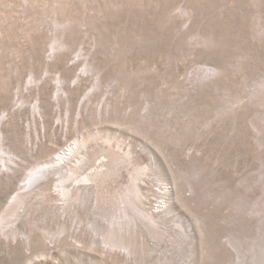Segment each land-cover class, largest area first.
<instances>
[{
	"label": "rangeland",
	"instance_id": "obj_1",
	"mask_svg": "<svg viewBox=\"0 0 264 264\" xmlns=\"http://www.w3.org/2000/svg\"><path fill=\"white\" fill-rule=\"evenodd\" d=\"M0 131V221L27 175L78 143L44 172L51 200L35 188L5 224L20 233L0 238V264H125L89 247L102 237L88 225L87 244L54 237L59 177L114 154L101 190L69 184L107 223L147 168L128 209L144 264H264V0H0Z\"/></svg>",
	"mask_w": 264,
	"mask_h": 264
},
{
	"label": "bare ground",
	"instance_id": "obj_2",
	"mask_svg": "<svg viewBox=\"0 0 264 264\" xmlns=\"http://www.w3.org/2000/svg\"><path fill=\"white\" fill-rule=\"evenodd\" d=\"M57 45H54L51 48L57 49L58 47H63L66 45L65 42H62L58 37L55 39ZM55 43V42H53ZM55 43V44H56ZM52 44V43H51ZM1 134V131H0ZM78 143H73L69 145L67 149L63 152L59 153L57 157L54 158L52 165L48 166L55 167L58 164H66L68 163L71 156H74L76 153ZM0 151L7 152L8 151L4 148L3 143H0ZM120 155L114 154L112 155L107 162H104L96 171L91 173H84L81 172L79 167L72 168L69 171L71 173L65 174L59 177L60 184L56 185L59 188V200L61 201L60 207L63 211L60 213L57 224L58 229L54 233V237H56V241L67 242L69 237L75 238L78 242L83 244L86 243V233H87V225L91 230L98 236H101V240H94L88 243L89 247L91 248L95 244H104L105 246L102 248L106 254L113 252L119 255L118 250L124 253L123 261L125 264L129 263V256L130 258H134L136 260V264H144L143 260V252L146 249L145 243L140 239L139 232L135 229V217L134 215L130 214L128 209L129 206L132 205L133 208L138 209L135 201H133V196L138 197L140 195V186L137 183V179L141 178L146 173V167H138L134 173V180L129 184L125 192L121 194V200L116 203L115 210H110L109 208H104V212H99V216L101 219H104L107 223H102L97 218H89L85 219L84 216L81 214L79 209L80 204L83 200V196L85 193L82 191L80 187H73L71 188L69 182H74L80 180L84 183L85 188L87 184H94L97 185L96 187L100 188V190L104 187L106 181L115 175L118 172L116 165L113 163L116 158H119ZM4 159V156H1ZM122 158V157H121ZM120 158V159H121ZM119 159V160H120ZM9 160H12L9 158ZM5 165H8L5 159ZM48 167L43 169H36L30 172L27 175L28 183L24 186H35L31 190H24L20 191L14 197L13 202L9 205L8 209H6L5 213L2 216L0 221V238L1 237H15L20 232L18 230L9 231L6 229L5 224H9L14 222L12 216L17 214L19 217L21 214L17 211L20 205L25 204L27 197L29 194L34 191L35 188H39L38 194L41 195L46 201H50L52 197V193L48 192L47 188L43 186L45 182H41L45 176V171H48ZM140 197V196H139ZM117 198V197H116ZM118 199V198H117ZM102 199L99 198L98 207L102 206ZM104 206V205H103ZM132 208V209H133ZM135 209V210H136ZM119 211V213H117ZM142 212V210L140 211ZM146 218L150 220V222L156 223V219L150 213L142 212ZM25 216V215H23ZM27 216V215H26ZM25 216V217H26ZM130 218V219H129ZM29 222H32L31 217H28ZM77 225L74 227V223ZM33 223V222H32ZM132 223V224H131ZM13 224V223H12ZM82 224L81 226H79ZM45 225V224H44ZM39 229L43 231L49 230L47 226L37 225ZM72 228L74 230L72 231ZM79 232L77 233V231ZM154 235H158L159 232L157 230H152ZM50 233V232H49ZM142 236V235H141ZM48 236L43 235L42 241H46ZM26 240L30 243L33 241V235H27ZM29 243V244H30ZM47 246V243H44ZM87 244V243H86ZM234 245V244H233ZM107 248V249H106ZM151 248V247H150ZM148 248V249H150ZM107 251H106V250ZM103 252V253H104ZM121 254V253H120ZM210 256V253L208 254Z\"/></svg>",
	"mask_w": 264,
	"mask_h": 264
}]
</instances>
